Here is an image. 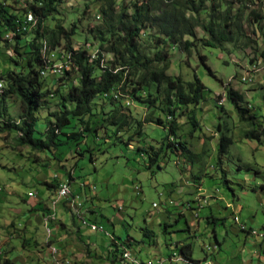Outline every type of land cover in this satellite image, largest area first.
Segmentation results:
<instances>
[{
	"label": "rangeland",
	"instance_id": "rangeland-1",
	"mask_svg": "<svg viewBox=\"0 0 264 264\" xmlns=\"http://www.w3.org/2000/svg\"><path fill=\"white\" fill-rule=\"evenodd\" d=\"M31 1L33 0H17L13 4V0H5V3H11V7L20 14L22 6ZM253 1L257 5L250 1V7H260L264 15V0ZM131 2L132 0H115V9L127 6L129 13L128 6ZM101 3L98 0H60L56 12L45 21L44 27L51 29L57 20L67 29L75 24L72 46H84L91 54H95L97 42L92 39L88 28L100 24ZM244 30L249 35L247 46L234 47L227 43L220 50L203 46L200 41H196L186 51H182L177 45L165 46L170 61L167 73L180 76L183 80H190L195 74L205 86L203 99L198 104L181 107L174 112L177 123L174 139L185 143L192 153L190 156L165 144L158 161L148 167L147 154L141 149L149 146L158 148L166 131L152 121L144 122V118L151 117L154 120L158 117L165 124L171 119L163 113L162 105L158 102L154 107H149L125 96L130 101L129 104H124L126 108L123 111L129 115L126 122L111 125L106 114L99 113L94 116L95 122L90 124L93 126L92 130L85 132L77 145L72 141L63 143L66 137L58 133L63 144L58 152L57 148L54 149L53 156L50 151L30 150L29 146L18 144L13 132H0V166H3L0 167V186L3 187L5 185L2 184L11 181V188L17 193L12 196L16 204L8 206H29L30 198L26 197L25 201L19 198L25 197L28 189H33L36 197L47 200L54 190L40 183L41 179L45 178L52 183L53 173L61 174V179H64L66 170H73L77 177L70 185L72 190L82 180L94 186L93 189L85 186L86 194L95 197L88 196L83 204L84 208L94 206L95 212L87 217L102 226L103 230L97 232L104 234L99 239L104 246L112 241L104 231L121 237V240L129 234L136 241L130 245L131 251L137 252L136 258L141 262L156 259L153 258V246L140 242L143 240L147 243L149 240L141 230L145 226V216L159 212L167 213L166 211L176 213L178 210L174 204L169 203L170 198L175 201L189 200L190 204L194 205L197 196L198 201L204 197L209 199L199 209V225L191 232L194 235L196 233L195 237L185 230L187 224L185 218L181 217L175 224L169 220L164 221L170 224L166 229L168 231L164 230V226L155 225L153 229L159 239L186 241L192 246L193 258L205 257L212 262L216 257L219 264H240L242 256H248L253 249L255 251L252 253L256 256L264 255V138L257 141L247 139L243 135L249 123L257 126L264 124V58L259 55V51L264 48V17L259 25H245ZM153 33L154 30L144 28L139 38V45L147 55H151L155 50ZM196 35L204 36L199 28H196ZM26 37V40L29 39ZM62 47L63 42L54 49H47L46 57L51 53L50 50H54L52 61L60 64V57H57ZM10 51L19 64L15 68L0 51V70H20V64H24L29 56V47L24 41L18 44L19 55ZM200 56L204 57L203 61L211 73ZM104 57L107 60L111 55L104 52ZM45 75L47 88L53 92L57 81L52 74L46 72ZM228 88L242 96L241 105L248 110L245 120H239L232 104L226 99ZM63 89L60 90L63 92ZM152 94L154 95V92ZM47 101L36 113V128L39 131L45 128L44 118L53 119L50 113L61 108V100L57 95L50 94ZM5 102L7 110L2 119L18 120L19 102L12 96L6 98ZM66 107L70 108L71 105L67 103ZM104 109L105 112L108 111L109 105ZM138 122H141V126ZM223 134L230 138L231 143L228 144L226 152L219 155L218 142ZM84 147L89 149L83 151ZM246 166L250 170L246 169ZM58 178L59 176L57 180ZM185 180L188 183H185ZM180 187L186 192H179ZM0 195L4 193L0 192ZM210 196L216 197V200L212 201ZM118 203L122 204L120 211L123 221L119 222L116 217L112 224L110 219L117 216ZM153 203H156V206H153ZM189 212L187 211L185 216L191 218ZM210 213L217 218L215 222L205 221V217ZM235 215L238 216L239 223L257 229L258 233L263 235H247L235 223ZM19 218L21 220L20 216ZM2 221L3 217H0V222ZM213 233L221 242L220 247L214 241ZM252 239L260 240L259 245H254ZM121 245H118L119 249ZM109 247L110 256L115 252L118 254V250L114 251V244L110 243ZM160 250H164V247H160Z\"/></svg>",
	"mask_w": 264,
	"mask_h": 264
},
{
	"label": "trees",
	"instance_id": "trees-1",
	"mask_svg": "<svg viewBox=\"0 0 264 264\" xmlns=\"http://www.w3.org/2000/svg\"><path fill=\"white\" fill-rule=\"evenodd\" d=\"M40 1L26 2V6H22L20 14H17L11 3L9 5L5 0H0V51L16 68L19 62L4 50L10 47L15 55H19L18 44L21 41L27 42L29 47V56L24 64H20V70H0V79L3 81V88H0V119L6 114L5 101L9 96L14 97L20 107L18 120H1L0 132H13L18 144L29 146L30 150L50 151L53 156L54 149L57 148L58 152L63 143L72 141L79 144L83 134L92 130L90 124L95 122L94 116L99 113L106 114L111 125L126 122L129 115L123 111L126 108L123 100L129 101L127 96L149 107H154L158 102L162 105L163 113L171 120L165 124L158 117L154 120L151 117L144 118V122L152 121L166 131L158 148L149 146L141 149L147 154L148 167L158 161L165 144L188 156L192 154L183 141L174 139L177 129L174 112L178 108L198 104L205 90L195 74L192 79L183 80L180 76L167 73L170 61L165 46L177 45L182 51L188 50L196 41L220 50L227 43L234 47L247 46L249 35L244 30L245 25H259L264 17L260 7H250V1L257 5L253 0H132L128 6L129 13L127 6L115 9V0H98L102 2L99 7L100 24L88 28L92 39L97 42L96 53L91 57V52L84 46H72L75 24L67 29L57 20L51 29L44 27L45 21L56 12L60 0ZM16 2L13 0L12 3ZM29 11L35 17L34 25L24 21ZM144 28L154 30L152 37L155 50L151 55L144 53L139 45ZM196 28L202 30L203 37H197ZM9 31L14 33L12 40L4 38V34ZM25 36L29 39L26 40ZM62 42L63 47L57 58L60 57L64 67L60 74L53 75L57 83L53 82L54 90L51 92L45 83L46 75L41 74V71L51 63L45 55L47 49H54ZM104 52L111 55L110 59H105ZM259 55L264 58V48L259 51ZM200 57L211 73L203 61L204 57ZM61 88H64L63 92ZM52 93L61 100V108L50 113L53 119L44 118L45 128L39 131L36 128V113L48 102L47 98ZM115 93L119 98L114 96ZM225 96L239 120H245L248 110L241 105L242 96L231 88L226 89ZM67 103L71 105L70 108L66 107ZM108 105L110 109L105 112L104 108ZM138 125L141 126V122ZM69 129L72 130L67 131ZM58 133L66 137L64 142ZM243 135L247 139L260 141L264 138V124L257 126L249 123ZM229 143L231 140L227 135L220 136L219 155L226 152ZM88 149L84 147L83 151ZM246 169L250 170L248 166ZM66 174L69 175V171L66 170ZM43 184L48 188H57L59 185L48 181ZM162 225L165 228L170 224ZM143 231L153 234L149 229L144 228ZM242 231L248 233V230ZM112 244L115 245L114 251L118 250L119 253L113 254L116 257L111 259V264H116L118 259L125 264L115 240H112ZM126 245L130 246L128 243ZM178 253L186 264L199 261L192 258L190 243H181Z\"/></svg>",
	"mask_w": 264,
	"mask_h": 264
},
{
	"label": "crops",
	"instance_id": "crops-1",
	"mask_svg": "<svg viewBox=\"0 0 264 264\" xmlns=\"http://www.w3.org/2000/svg\"><path fill=\"white\" fill-rule=\"evenodd\" d=\"M0 167L3 166L1 165ZM58 176L60 179L58 178L57 180ZM61 176L62 175L57 172L53 173L54 179L52 183H54V180L57 185L62 182H67L71 189L70 185L72 182H75V177H77L74 171L71 170L69 175L64 174V179H61ZM45 181H47V179L43 178L40 183L43 184ZM83 182L88 189L91 188L89 186L91 185L90 182L82 180L76 184L78 186H76L74 190L71 189V197L69 198H74L73 200L75 202L81 203L80 214L82 217L86 218L89 222L97 223L96 221L89 220L87 217L95 212V208L93 205L84 208L83 203L88 199V196L89 198L95 196L86 194V187L81 186ZM185 183H188V181L185 180ZM2 185L5 186H0V192L4 193V195H0V217H3V221L0 222V264H55V259L59 260V264H111V259L116 257L114 255L110 256L109 254V244L112 243V241L105 245V247L104 243L99 240L104 234L98 233L97 230H91L89 226L83 225L80 222V218L70 207L69 198L59 199L54 207L52 206L51 201L55 197L57 188H53L54 193L49 196L47 200L36 197L35 191L33 189H28L25 197L19 196L22 201H25L26 197L30 198V204L25 208L22 206L9 207L8 205L16 204V200L12 199V196L17 195V193L11 188V181ZM179 192L183 193L186 191L180 187ZM28 193H33L34 195L28 196ZM196 197V203L190 205V207L189 200H178L180 201L178 202L170 198L169 201L173 200L175 202L174 205L178 212L171 213L170 211H166L167 213L160 214L159 212L154 215L149 214L145 216V226L141 228V230L143 235L148 237L149 240L147 243L143 242V240H140V242L153 246L155 249L153 258L162 259V264H186V261L182 259V256L178 253V246L181 245V243L188 242H181L178 240L172 241L171 239L161 240L158 238L153 227L155 225L159 227L163 226L162 223H165V220H169L170 223L173 222L175 224L177 220L184 217L187 224L185 230L189 232L190 236L195 237L196 233L194 235V233L191 232L195 231V226L198 227L201 217V212H199L200 207L196 208V204L199 202L198 199L196 200ZM210 198L212 201L216 200V197L210 196ZM189 208L193 210H188ZM187 211H190L189 213L192 215V219L185 216ZM120 213L121 211H118L117 216H113V218L110 219L112 224L116 220V217L119 222L123 221L122 213ZM6 214H8V216H6ZM19 216L21 220H19ZM215 220H217V218L211 213L209 216L205 217L206 222H215ZM144 228L152 230L153 234L149 232L145 233V231H143ZM166 229L167 227H165L164 230L168 231ZM246 234L248 235L247 232ZM213 235L214 241L219 246L221 242L218 240L215 233H213ZM248 237L253 238L252 236ZM110 238L113 241L115 240L117 246L119 244L126 245L128 243L131 245L132 242L136 243L129 234L124 240H121V237H116L114 234H112ZM251 241H253V239ZM259 242L260 240L253 241L254 245H259ZM50 246H55L57 248L58 252L56 255L51 253ZM128 247L130 248V246ZM160 247H164V250H160ZM254 251L255 249L252 250V252ZM131 252L137 257V252L134 250ZM252 252L248 256L243 255L240 264H264V255L256 256ZM174 257L178 259L175 260ZM115 263L122 264L120 259ZM127 263L131 264L129 262ZM211 263L219 264L216 257H214Z\"/></svg>",
	"mask_w": 264,
	"mask_h": 264
},
{
	"label": "built area",
	"instance_id": "built-area-1",
	"mask_svg": "<svg viewBox=\"0 0 264 264\" xmlns=\"http://www.w3.org/2000/svg\"><path fill=\"white\" fill-rule=\"evenodd\" d=\"M24 21L25 22H32L33 21V15H31V14H29V12H27L26 13V17H24ZM13 34L14 33L11 32V31L6 32L4 34V38L7 39V40H12ZM8 49H9V55H11V51H10L11 49H10V47H8ZM54 53H55L54 50H52V58L54 56ZM92 54H94V53H92ZM47 66H50V64H48ZM63 67H64V63H62V65L59 66L58 68H56V74H60L63 71V69H62ZM52 75H55V74H52ZM129 103H130L129 101H126L125 102V104H129ZM81 186L82 187H85L86 184L83 182V183H81ZM89 186L91 187L90 189H93L94 188V186L92 184L89 185ZM33 195H34L33 193H28V196H33ZM69 197H71V189L69 187V184L67 182H62L61 183V192L60 193H55V197L51 201L52 206L54 207V205L57 202V200L62 199V198H69ZM73 199L74 198H69L70 207L72 208L73 212L75 214H77V216L80 218V222L83 225L89 226V228L91 230H101L100 229V226L97 223L89 222L86 218H84V217L81 216V214H80V206H81V203L80 202H75ZM208 199L209 198L206 197L205 203H197L196 204V208L201 207V205H203V204H206L208 202ZM196 200H197V197H196ZM169 203L174 204L175 202L173 200H170ZM190 205L191 204L189 203V207H190ZM153 206H156V203H153ZM121 209H122V204L121 203H118L117 204V210L120 211ZM233 219H234L235 223H237V225H238V227L240 229H242V230H248V234L255 235V236H259V237L262 234V233H258V230L257 229L249 228L244 223H239L238 216L235 215V217ZM120 251H122L123 256H126L128 258H136V256H134L132 252H123V250H121V249H120ZM136 261H141V260H139L138 258H136ZM149 262H150V259H148L146 261V263H149ZM57 264H59V262H57ZM209 264H211V261L209 262Z\"/></svg>",
	"mask_w": 264,
	"mask_h": 264
},
{
	"label": "bare ground",
	"instance_id": "bare-ground-1",
	"mask_svg": "<svg viewBox=\"0 0 264 264\" xmlns=\"http://www.w3.org/2000/svg\"><path fill=\"white\" fill-rule=\"evenodd\" d=\"M38 1H40V0H38ZM41 2V1H40ZM29 14H31V15H33L30 11H29ZM17 15V14H16ZM26 23H30L31 25H34L35 24V17L33 16V21L32 22H26ZM26 25V24H25ZM24 25V26H25ZM23 26V25H22ZM25 28H27V26L25 27ZM21 29V28H20ZM23 29V28H22ZM28 29V28H27ZM24 30V29H23ZM5 43V42H4ZM62 50V49H61ZM8 55H9V49L8 48H6L5 50H4ZM45 52V51H44ZM49 54V53H48ZM91 57H94V54H92L91 55ZM46 59V58H45ZM47 59L48 60H51V63H50V66H46V68L45 69H43L42 71H41V74H46V72H49V73H51V74H56V68H58L59 66H61L62 65V62L60 63V64H57V63H54L53 61H52V50H51V53L49 54V56L47 57ZM46 59V60H47ZM66 67V66H65ZM41 69V68H40ZM3 72V71H2ZM1 74V73H0ZM245 78V77H244ZM243 78V79H244ZM6 82V81H5ZM3 86V81H2V79H0V88ZM117 93H115L114 94V96L116 97L117 95H116ZM116 98H119V97H116ZM61 192V184H59V186L57 187V190H56V193H60ZM205 200H206V198L204 197L202 200H200L199 202L200 203H205ZM188 206V205H187ZM100 229L101 230H103V228H102V226H100ZM106 234H108V236H110V237H112V235L111 234H109V233H107V231H104ZM261 235H263V234H261ZM212 244V243H211ZM206 248V247H205ZM121 250H123V252H131V249L128 247V246H126V245H122L121 246V248H120ZM204 249V248H203ZM50 250H51V253L53 254V255H56L57 254V248L55 247V246H50ZM207 250H210V249H207ZM209 255H211V254H209ZM122 258H123V261H125V262H129V263H131V264H162L163 263V260L162 259H160V258H156V259H150V262L149 263H146V262H141V261H136V258H128V257H126V256H123V253H122V251H121V255H120ZM174 259L175 260H177L178 258H175L174 257ZM183 259V258H182ZM211 260V259H210ZM210 260L209 259H207V258H205L204 257V259H202V260H199V261H197V263H194V264H209V262H210ZM57 262H59V260L58 259H55V264H57Z\"/></svg>",
	"mask_w": 264,
	"mask_h": 264
}]
</instances>
